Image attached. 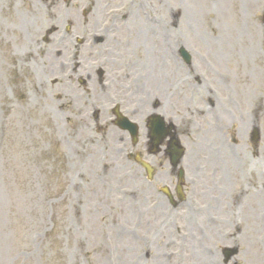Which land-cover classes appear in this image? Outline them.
Instances as JSON below:
<instances>
[{
    "label": "rangeland",
    "instance_id": "rangeland-1",
    "mask_svg": "<svg viewBox=\"0 0 264 264\" xmlns=\"http://www.w3.org/2000/svg\"><path fill=\"white\" fill-rule=\"evenodd\" d=\"M228 1L232 27L224 34L232 57L223 53L222 40L213 47L224 23L205 14L193 19L198 29L184 27L183 8L169 14V0H0V264H187L182 261L189 250L210 260L197 256L188 264H247L241 255L248 246L264 264V245L254 246L264 240V228L255 238L250 230L264 214V0ZM238 11L245 36L237 27ZM135 21L143 23L139 30ZM251 44L254 50L244 53ZM214 49H222V58ZM213 70H258V99L246 101L247 81L240 73L241 87L228 83L224 96ZM116 102L140 127L135 148L113 125ZM126 102L140 105L139 113L129 112ZM153 114L179 133L186 150L185 199L202 214L185 216L187 205L175 214H166L167 206L158 209L160 190H173L177 178L167 155L149 154L147 122ZM215 125L218 137L211 133ZM254 127L261 133L258 157L250 141ZM136 154L154 168L152 183L128 159ZM89 217L95 218L96 234L84 225ZM231 220L240 229L227 243ZM109 221L120 230H110ZM178 230L190 241L180 239ZM233 245L238 253L227 262L223 252Z\"/></svg>",
    "mask_w": 264,
    "mask_h": 264
},
{
    "label": "bare ground",
    "instance_id": "bare-ground-1",
    "mask_svg": "<svg viewBox=\"0 0 264 264\" xmlns=\"http://www.w3.org/2000/svg\"><path fill=\"white\" fill-rule=\"evenodd\" d=\"M182 1L186 2L185 6H182ZM247 2V1H246ZM169 3L173 4L171 6V9L169 8L168 13L169 14H174L177 15L180 13V9L178 7H182L183 8V12L185 15V20L183 21V26L184 27H189V28H195L198 29L199 27V23L196 22V20H193L195 17L198 16V21H200L201 19H205L207 18L205 14H207L210 18L215 19V22H222L224 24H218L219 29L222 31L223 36H219L217 39H213V47L217 50L220 41L222 40V42L225 45V51L223 53H225L226 57L227 56H231L233 55V53L229 50V46H228V40H229V35L224 34L226 33V27L227 26H231V14H230V10H232V7L229 4L228 0H218L217 3H215L214 1H212L211 5H210V1L209 0H169ZM175 8V10H174ZM237 14V27H241L242 29H240L239 34H242L243 36H245L246 33V27L244 25V23L241 21L242 16L241 13L238 11L236 12ZM135 25L138 27V30L142 27L143 23L140 21L139 23H137V21H135ZM248 25V23H247ZM215 30V29H214ZM215 33V32H214ZM213 36V35H212ZM221 42V43H222ZM248 43V40H247ZM223 47V45H222ZM214 49V50H215ZM215 50V54L217 57L222 58V49H221V53L217 52ZM254 49L252 48V44L250 45L249 49H244L243 52L246 54H249L250 52H252ZM161 53H164L163 51ZM163 56V55H162ZM167 57V56H166ZM217 57L214 61V64L216 65V67H219L220 65L217 64ZM164 58V56H163ZM165 60H168L164 58ZM56 66H54L55 68ZM161 71V70H160ZM164 72L170 73V70H162ZM255 70H213L212 72V78H213V82L215 83V85L218 87V89L221 91V94H223L224 96L227 95V90L228 86L227 84H231L232 87L235 86L236 88H240L241 87V83H240V75L244 78V80L247 81V93H246V101L251 104L254 100L258 99L259 93H257V82H255L254 80H256L257 77V81L259 80V76L258 73L259 71L257 70V72H254ZM227 86V87H226ZM156 88V87H155ZM163 89V88H162ZM95 90H97L95 88ZM154 90V88H153ZM165 90V89H163ZM226 106L229 105L228 102H226L225 104ZM264 107V105H263ZM143 111V113L145 110H141V112ZM189 163V162H188ZM190 163L192 164L193 161L192 159L190 160ZM190 163H189V169H190ZM225 193V191H224ZM215 202V207L212 209L209 208V210H206V212L211 211V213L214 211V209H216V204L221 202V199L214 201ZM159 208H163V206L160 204ZM158 209H156V214H159L161 212V210L158 211ZM189 216L194 217V214L198 213V214H202V212H200L199 210L196 209H192V210H188L185 212V216H187V214H190ZM258 216L257 215V221H258ZM202 218L204 216H201ZM200 217V218H201ZM263 221V218L258 221L259 223H261ZM216 223V222H215ZM191 225V224H190ZM191 227V226H190ZM254 227L255 232H257L259 229H261V225L257 224L254 220H253V225H251V228ZM264 228V226H263ZM189 238V237H188ZM190 241V238L188 239L187 242ZM191 250H189V254H188V260L189 263L193 262V257H199L200 259H204V260H210L209 258H205L206 254L204 252L201 253V251H199L198 253L195 252H190ZM188 253V252H187ZM242 257L245 259H249V264H260L257 261L259 260V255L253 252L252 247H247V250L243 251L242 253ZM212 264H214V262L212 261Z\"/></svg>",
    "mask_w": 264,
    "mask_h": 264
},
{
    "label": "water",
    "instance_id": "water-1",
    "mask_svg": "<svg viewBox=\"0 0 264 264\" xmlns=\"http://www.w3.org/2000/svg\"><path fill=\"white\" fill-rule=\"evenodd\" d=\"M187 58H188V56H187V54H184ZM122 125H126L127 124V126L129 125V123H128V121L127 120H122ZM131 127V126H130ZM135 133H136V130H135ZM177 156L175 157V159H177V160H179L180 159V157H181V155H182V150H179V151H177Z\"/></svg>",
    "mask_w": 264,
    "mask_h": 264
}]
</instances>
